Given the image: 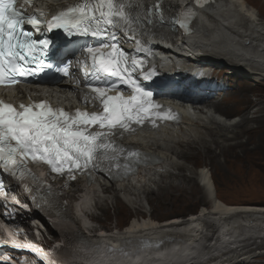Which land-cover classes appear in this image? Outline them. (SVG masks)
Returning a JSON list of instances; mask_svg holds the SVG:
<instances>
[{
  "label": "bare ground",
  "instance_id": "bare-ground-1",
  "mask_svg": "<svg viewBox=\"0 0 264 264\" xmlns=\"http://www.w3.org/2000/svg\"><path fill=\"white\" fill-rule=\"evenodd\" d=\"M138 1L141 6L157 3L165 10L172 12L179 10L185 4L193 6L196 0ZM196 8L197 29L185 41V47L191 48L189 53L194 59L208 60L207 65L211 68L217 62L225 63L228 69L243 77L258 84L264 83V0H214L199 4ZM196 53L202 56L198 57ZM174 70L177 72L182 69ZM209 73L212 72L208 69H198L186 74L196 82L188 92L191 94L184 96V100L201 105H198L195 111L184 108L180 125L165 124L156 132H144L127 140L134 143L156 163L139 168L136 175L122 181L116 187H104L103 191L109 195L108 199H111V202L105 198L95 202L102 211V215L105 213L104 218L109 216L107 213L110 204L113 213L116 211L121 215L122 207L127 214V205L139 206L140 198H142L140 194L146 195L149 189L151 191V185L158 186V189L155 190L156 198L149 199L152 211L142 213L140 219L130 220L123 226L121 232H113V235L109 232L100 237L93 232L97 228L91 229V225L88 224L90 228L86 229L87 231H84L80 237L82 243L92 246L98 242L119 240L123 244L118 251L109 247L107 253L113 255L105 257L100 256L101 252L95 245L94 256L100 257L101 262L106 260L108 264H130L129 260L131 261L132 257H127L126 254H130L138 246L148 244V240H145L146 236L152 237L158 234L160 238L156 242L161 241L165 244L172 242L174 247L180 248L177 253H168L171 257L163 256L160 264H258L252 263L253 260L258 258L264 260V237L257 242L260 235L264 234V201L243 203L225 201L216 193L206 166L196 167L194 171L178 160V158L187 159L194 156L193 154L197 151L214 159L216 157L214 146L221 147V153L222 149L236 145L238 142L229 144L233 143L230 140H233L238 132H244L246 121L250 119L245 116V112L240 118L233 116L231 108L234 105H223L213 100V95L221 94L223 97V95L232 96V93L223 91L226 81L214 79ZM211 79L214 80L212 83L216 85V88L219 87L216 91L204 87L208 85V80L213 81ZM221 97L218 99H222ZM211 107L222 117L216 118L211 114ZM239 127L242 128L237 131ZM172 170L177 173L173 174ZM172 176L177 179V184L173 182L166 184L167 178ZM160 179H163L162 183H159ZM185 184L190 186H184ZM76 187H78L77 191H81L79 186ZM68 188L70 186L66 189ZM88 189L97 190V184H92ZM209 196L213 197L212 200ZM70 197L77 198L74 193L70 194ZM177 203H181L187 209H193L197 204H201V208L198 212L188 215L186 220L179 221L180 216L160 220L168 208L175 207ZM208 203L210 206H207ZM64 206L66 217L71 223L67 224L66 220L60 223L68 226V229L77 230L76 234H78V230L82 229L76 222V213L70 205ZM176 212L177 209H173L170 214ZM90 218L96 221L101 219V215L92 214ZM122 223L123 219L117 222V225L120 226ZM99 227L108 231L116 229L115 227L105 228L103 224ZM209 229L215 230L208 235L205 231ZM39 233L43 238L41 244L53 242L47 239L44 232L39 231ZM235 235H240L236 238L242 239H233ZM55 241L62 243V240ZM151 242L154 241L151 240ZM72 247L73 253L67 257V260H81L83 257L81 245L75 244ZM157 253L153 252L152 255ZM146 256L144 255V258ZM145 263L143 261L140 264Z\"/></svg>",
  "mask_w": 264,
  "mask_h": 264
},
{
  "label": "snow or ice",
  "instance_id": "snow-or-ice-1",
  "mask_svg": "<svg viewBox=\"0 0 264 264\" xmlns=\"http://www.w3.org/2000/svg\"><path fill=\"white\" fill-rule=\"evenodd\" d=\"M196 2L202 5L207 0ZM31 3L33 0H0V85H15L20 82L19 77L29 72L35 74L37 69L52 67L36 55L38 51L46 54L49 41L31 39V33L22 27L29 24L37 31L44 30L43 12L28 15L23 9L24 4ZM132 8L131 0L127 3L125 0H83L81 4L67 6L66 10H54L46 26L49 31L62 28L71 32L74 29L85 36H99L109 27H119L114 19L119 18L131 31L134 23ZM180 23L185 26L183 21ZM111 47L115 49L116 45ZM86 51L92 56L93 67L98 66L106 75L121 79L124 74L130 75L127 67H121L126 63L122 53L119 57L109 54L103 58L99 48L87 47ZM31 61L37 62L36 68L26 66ZM56 71L67 74L66 67ZM135 90L137 94L125 98L119 93L107 95L105 88H92L102 104L100 113L77 110L70 114L53 109L45 102L15 106L0 100V167L12 176L19 171L21 180L30 176L33 183H43L28 170L29 158L34 163L49 165L52 172L59 174H65V165H68L69 175L73 169L90 174L92 169L101 168L104 161L117 160L119 150L114 147L117 133L134 132L133 125H142L150 113L158 115L153 109L160 106L153 104L152 93L143 91L138 85ZM94 126L100 130H95Z\"/></svg>",
  "mask_w": 264,
  "mask_h": 264
},
{
  "label": "rangeland",
  "instance_id": "rangeland-1",
  "mask_svg": "<svg viewBox=\"0 0 264 264\" xmlns=\"http://www.w3.org/2000/svg\"><path fill=\"white\" fill-rule=\"evenodd\" d=\"M213 69L214 71L216 70V75L212 74L214 79H223L227 82L223 87V91H225V93H232V96L223 95V97H221V94L219 96L213 95V100H215V102H220L223 105H234L231 108L233 116L240 118L244 115L243 112H245V116L250 119L246 121L247 123L244 127V132H238L233 140H230V142L233 141V143L229 144L233 145L238 142L236 145L222 149L221 153V147L218 148L214 146L216 154L214 159L197 151L193 154L194 156L187 159L178 158V160L179 162L184 163L187 167L192 168L194 171L196 170V167L206 166L212 177L213 184L215 185L216 193L225 201L234 203L264 201V83L258 84L249 78L243 77L239 73L228 69L225 63L219 64L217 62ZM218 97H221L223 100L220 98L219 100ZM240 128L242 127H239L237 131H240ZM172 173L176 174L177 171L172 170ZM162 180L163 179H160L159 183ZM169 182L177 184V179L175 176H172L167 178L166 184ZM184 186L188 187L190 184H185ZM150 188H152L151 191L149 189V192L146 193V195L144 193L140 194L142 198H140L139 206L127 205V214L124 213L121 206V215L116 211L113 213L110 204L107 213L109 216L104 218V213L101 215V219L94 220L92 224L95 227H99L103 224L105 228H119L128 224L130 219L135 217L134 214H138L141 217L142 213L146 214L147 212H151L152 208L149 199L156 198L155 190L158 189V186L154 187L151 185ZM212 196H209L210 200H212ZM108 200L111 202V199ZM136 206L140 208L137 209ZM207 206H210V203H208ZM200 208L201 204H197L193 209H187L184 208L181 203H177L175 207L168 208L160 220L172 216L185 218L191 213L198 212ZM173 209H177V212L170 214V211H173ZM121 219H123V223L118 226L117 222ZM214 230L215 229H209L206 230L205 233L210 235ZM45 235L48 240H51L50 234L45 233ZM258 241H260V239H257V242ZM252 263L264 264V260L258 258L257 260H253Z\"/></svg>",
  "mask_w": 264,
  "mask_h": 264
}]
</instances>
